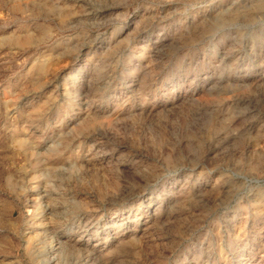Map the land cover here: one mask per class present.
I'll use <instances>...</instances> for the list:
<instances>
[{
  "label": "rangeland",
  "instance_id": "1",
  "mask_svg": "<svg viewBox=\"0 0 264 264\" xmlns=\"http://www.w3.org/2000/svg\"><path fill=\"white\" fill-rule=\"evenodd\" d=\"M0 264H264V0H0Z\"/></svg>",
  "mask_w": 264,
  "mask_h": 264
}]
</instances>
